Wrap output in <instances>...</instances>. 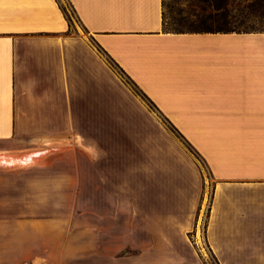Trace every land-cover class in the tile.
<instances>
[{"label":"crops","instance_id":"crops-1","mask_svg":"<svg viewBox=\"0 0 264 264\" xmlns=\"http://www.w3.org/2000/svg\"><path fill=\"white\" fill-rule=\"evenodd\" d=\"M94 45L202 159L213 180L204 237L217 263L264 264V30H165L163 0H0V163L69 159L76 172L79 158L108 156L86 123L95 99L109 106ZM52 145L85 150H41ZM8 173L0 166V184ZM151 223L158 242L162 224L182 227L177 216ZM156 241L144 264H202L193 248Z\"/></svg>","mask_w":264,"mask_h":264},{"label":"rangeland","instance_id":"rangeland-1","mask_svg":"<svg viewBox=\"0 0 264 264\" xmlns=\"http://www.w3.org/2000/svg\"><path fill=\"white\" fill-rule=\"evenodd\" d=\"M63 5L78 34L91 42L69 5ZM201 6L199 0H163L165 30L216 27L204 21ZM225 28L263 31L264 19H238ZM94 47L108 74L109 106L98 110L95 99L86 123L92 126L88 136L108 156L79 158L76 172L71 170L76 161L69 159L40 158L13 166L1 162L14 173L0 184V264L148 263V250L156 241L151 220L166 215L181 218L182 227L180 232L165 224L158 227L163 241H156L157 247L174 242L179 248H193L202 264H218L204 237L213 180L202 159ZM79 115L85 124V113ZM68 146L41 150H85Z\"/></svg>","mask_w":264,"mask_h":264},{"label":"trees","instance_id":"trees-1","mask_svg":"<svg viewBox=\"0 0 264 264\" xmlns=\"http://www.w3.org/2000/svg\"><path fill=\"white\" fill-rule=\"evenodd\" d=\"M202 4L204 21L212 22L216 25L214 28L203 30H192L193 32L208 31V32H241L236 29H227L230 21L234 20H263L264 19V0H199ZM62 10L70 21L64 5L61 4ZM163 25L164 15H163ZM181 32V31H174Z\"/></svg>","mask_w":264,"mask_h":264}]
</instances>
